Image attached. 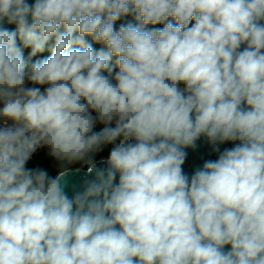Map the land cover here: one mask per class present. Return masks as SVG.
<instances>
[{
	"label": "clouds",
	"instance_id": "1",
	"mask_svg": "<svg viewBox=\"0 0 264 264\" xmlns=\"http://www.w3.org/2000/svg\"><path fill=\"white\" fill-rule=\"evenodd\" d=\"M0 121V264H264V0H0Z\"/></svg>",
	"mask_w": 264,
	"mask_h": 264
},
{
	"label": "water",
	"instance_id": "2",
	"mask_svg": "<svg viewBox=\"0 0 264 264\" xmlns=\"http://www.w3.org/2000/svg\"><path fill=\"white\" fill-rule=\"evenodd\" d=\"M28 3H34V0H28ZM5 27L9 29L15 28V25H8L6 22ZM243 47V46H242ZM234 144L232 142H226L218 145L222 152L225 148H231ZM188 152L183 169L189 176L197 169L203 166V163L207 160H215L219 156V152L213 150V146L210 145L204 137H201L197 142V146L194 149H187ZM97 167H106L105 164L101 163V159L96 160ZM87 168H82L79 172L73 170V174L68 178V187L66 191L71 197L78 190H82L83 183L86 179H93V176L86 175Z\"/></svg>",
	"mask_w": 264,
	"mask_h": 264
},
{
	"label": "trees",
	"instance_id": "3",
	"mask_svg": "<svg viewBox=\"0 0 264 264\" xmlns=\"http://www.w3.org/2000/svg\"><path fill=\"white\" fill-rule=\"evenodd\" d=\"M157 27H162V25H157ZM93 46L96 49H99L101 47V45L95 44V43L93 44ZM29 53H30V49L24 50V55H25L26 59L29 58ZM50 54H51L50 49H46L45 52L37 54L35 57H32L30 62H35L36 60L45 59ZM100 127H102V125H98L96 130L98 131L100 129ZM107 154H108V149H105L104 152H102L101 154H99L96 157V160L101 159L102 156L106 157ZM28 167H30V168L42 167V168L49 170L50 174L54 175L56 173L58 167H59V164L57 161H55L51 157H49L47 155L46 151L38 150L35 153H33V156L28 163ZM75 167H79V166L77 165ZM84 168H86V167H84Z\"/></svg>",
	"mask_w": 264,
	"mask_h": 264
},
{
	"label": "bare ground",
	"instance_id": "4",
	"mask_svg": "<svg viewBox=\"0 0 264 264\" xmlns=\"http://www.w3.org/2000/svg\"><path fill=\"white\" fill-rule=\"evenodd\" d=\"M2 123H3V122H2V121H0V125H2ZM8 123H9V124H11L12 122H11V121H9Z\"/></svg>",
	"mask_w": 264,
	"mask_h": 264
},
{
	"label": "rangeland",
	"instance_id": "5",
	"mask_svg": "<svg viewBox=\"0 0 264 264\" xmlns=\"http://www.w3.org/2000/svg\"><path fill=\"white\" fill-rule=\"evenodd\" d=\"M38 150H44V151H46V152H47V150H46V149H42V148H39V149H37V151H38Z\"/></svg>",
	"mask_w": 264,
	"mask_h": 264
}]
</instances>
